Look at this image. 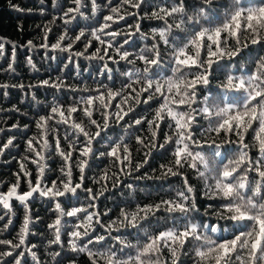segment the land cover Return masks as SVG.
<instances>
[{"label": "snow or ice", "instance_id": "1", "mask_svg": "<svg viewBox=\"0 0 264 264\" xmlns=\"http://www.w3.org/2000/svg\"><path fill=\"white\" fill-rule=\"evenodd\" d=\"M146 2L122 0L121 6H111L112 0H108L110 14L102 17L103 22L98 27L88 33L79 29L73 37H69L65 30L56 43L41 45L45 49L68 53L69 63L75 62L74 57L101 62L107 58L114 64L125 61L133 67L121 73L127 79L120 89L103 83L96 89L85 88L84 91L89 93L86 97L67 107L54 104L46 115H39L35 120L40 130L39 137L25 140L26 151L33 155L23 156L18 161L20 171L15 173L16 182L8 187L7 192L0 191V205L8 210L5 215L12 211L10 201L13 198L25 211L15 240L0 239V245L7 249L0 252L2 264H28V256L35 264H40V258L34 251L37 246L28 241L32 234L28 204L34 194L51 200L71 196L79 201L78 190L87 194L89 203L65 210L57 200V217L48 225L54 231L49 245L63 246L61 231L67 227L64 218H75V223L65 232L67 246L72 253L87 255L90 264H185L181 257L188 256L189 249L191 264H264V0H229L228 3L195 0L191 5L187 0H176L170 6H157L151 12V18L162 21L165 26L153 28L150 35L141 31L139 22L128 25V32L122 33L118 27L113 29V25L118 26L126 15L133 18L138 15V11L121 14V7L140 10ZM72 4L74 6L66 11L63 5H59L62 19L66 18L63 19L65 25L76 19L74 14H83L84 0H72ZM90 5L93 13L100 8L97 0H90ZM57 6L58 0H53V7ZM12 7L23 11L16 5ZM189 8L192 9L191 14ZM220 9L224 10L222 18ZM170 19L172 22H169ZM49 31L51 29H45V39ZM137 34L149 40L150 46L146 45L134 54L124 46ZM119 36L124 37L122 43L115 39ZM81 41H86L84 51H74V45ZM94 42H98L100 47L85 55ZM28 45L31 47L32 41ZM4 48L5 44L0 42V56L4 54ZM242 61L247 63L242 64ZM14 62L15 47L7 71H14ZM137 62L143 67H135ZM28 63L32 64L31 57ZM67 67L68 64H65L64 68ZM232 68L235 72L231 71ZM168 70L171 75L165 74ZM111 72L109 65L102 63L99 75L114 80ZM216 73L224 74L217 84L219 91H210L201 99L199 90L209 87L211 80L217 78ZM39 86L57 90L65 87L61 78L51 82L43 80ZM8 87L7 84H0V88ZM12 87L24 88V85ZM93 92L95 95L91 94ZM232 93L238 95L230 97ZM153 103L157 107L151 119L144 115L136 116L141 104L151 108ZM81 113L83 118L77 120L76 114ZM97 113L99 120L95 118ZM200 118L208 121V127L198 138L196 126ZM50 122H55V126ZM165 122L171 131L161 137L159 130ZM61 124L71 130V133L65 131L63 136L68 141L67 150L62 148L61 138L57 135L59 129L56 126ZM112 124L136 128L137 131L145 124L148 126V137H135L136 143L144 149L142 161L133 163L123 137H120V142L110 141L106 151L94 150V143L103 142L104 133L111 129ZM18 127L17 124L12 125V128ZM24 127L27 128V125ZM249 130L253 132L252 144L245 139ZM2 131L4 129H0ZM14 141L13 136L0 144V155L16 146ZM227 145L236 146V155L232 158L228 157ZM205 146L211 151H205ZM50 147L61 158L63 166L59 169L61 178L48 185L43 180L48 167L44 153ZM222 147H225L223 153ZM168 148H171L172 159L160 165L159 176H149L145 172L134 178L177 177L180 188L174 198L161 199L154 204H138L131 211L121 209L120 215L107 224L101 220V215H107V212L89 211L96 209L95 201L108 191L107 186H103L98 193L84 187V172L89 166V158L97 152L100 156L111 157L114 164L121 166L119 172L129 177L133 172L140 173L155 151ZM73 153L78 155L74 158ZM51 154L48 152L49 156ZM73 162L80 174L76 182L72 175ZM28 163L36 165L35 182L30 178L32 173L27 168ZM186 170H192L203 181L202 191L194 186ZM21 174L29 178L28 191H19ZM108 179V172H104L97 183ZM122 183L119 176L113 173L112 187L118 188ZM127 187L132 189L133 185L128 184ZM201 197L212 202L207 204L203 213L200 211L203 206ZM161 212L167 214L164 220L166 224L171 221V226L148 232L145 225L152 227L153 218L159 223L157 214ZM206 217L210 222H205ZM3 219L4 216H0V220ZM11 224L9 218L3 229L7 231ZM97 226L104 229L107 235L98 234ZM128 229L143 231L145 242L133 245L123 235H112L113 232ZM109 239L113 243L106 244ZM89 245H100L101 248L94 251ZM126 249H134V254L126 253ZM50 255L53 260L61 257L57 264H62L64 256L61 252ZM69 264H76V260H71Z\"/></svg>", "mask_w": 264, "mask_h": 264}, {"label": "trees", "instance_id": "2", "mask_svg": "<svg viewBox=\"0 0 264 264\" xmlns=\"http://www.w3.org/2000/svg\"><path fill=\"white\" fill-rule=\"evenodd\" d=\"M176 0H147L140 10H135L127 6L121 7V14L127 12H136L138 15L133 18L131 15H126L125 20L120 21L119 25H113V29H117L122 33L130 31L128 25H135L137 22L141 24V31L150 35L153 28H163L165 25L162 21L151 18V12L157 6H170L175 3ZM195 0H187L189 5L193 4ZM221 3H228L229 0H218ZM100 8L96 13L91 10L90 0H84V7H82L81 14L76 15V19L72 23L65 25L63 22V12L59 5H63V10L66 11L68 7H73L72 0H58V6L53 7V0H0V42L5 44L4 54L0 56V84L9 85L8 88H0V129L4 131L0 132V144L6 142L10 137H15L14 144L16 146L10 147L0 155V191L7 192L8 187L16 182L15 173L20 171L18 161L26 155H33L26 151L25 140L32 136L39 137L40 130L35 125V120L39 115H46L50 106L54 104H63L67 107L70 104L77 102L81 97L89 95L84 89H96L100 87L101 83L115 89H120L123 82L127 79L121 73L128 71L133 65L127 64L125 61H121L118 64H114L105 58L104 62L99 60H89L84 57H74V63H69L67 56L68 53L53 51L50 48H42V44L51 45L56 43L58 36L67 30L69 37H73L78 34L79 29H84L86 33L90 32L92 28L98 27L99 23H102V17L110 14L108 0H97ZM122 0H112L111 6H121ZM12 5H16L23 11L15 10ZM31 10V11H29ZM223 9H220L221 18ZM192 9L189 8V14ZM169 22H172L171 19ZM218 22V21H217ZM51 29L47 33V39H45V29ZM176 34V33H174ZM103 39H111L109 37H102ZM117 41H123L124 37L119 36L115 38ZM32 41V46L28 45V42ZM86 41L77 42L74 45V51L83 52L84 43ZM67 43V41H65ZM146 45L150 46V41L144 39L140 34L132 37L131 42L125 45V49L137 54ZM13 47H15V62L13 64L14 71H7L8 64L12 61ZM95 47H100L98 42H94L93 47L88 50L85 55L95 51ZM115 56V52H112ZM31 57L32 64L28 63V58ZM167 61V57H165ZM102 63H107L112 70L111 74L114 76V80L107 79V76L99 75V70L102 68ZM242 64L247 62L242 61ZM68 64L67 68L64 65ZM34 65V67H33ZM78 65V66H77ZM135 67H143L140 62H137ZM231 71L235 72V68ZM166 75H171L168 70ZM240 74V73H236ZM216 79L211 80V84L207 88H201L199 90L200 98L204 95H208L210 91L215 93L219 91L217 84L224 78L223 73H216ZM57 78H61L65 87L57 90L56 88L39 86L41 81L49 80L56 81ZM24 85V88L12 87L13 85ZM33 85L36 87H29ZM74 89V90H73ZM95 95V93H91ZM232 95L238 94H229ZM35 97V99H33ZM157 105L152 104L149 108L148 105L141 104L137 111L136 116H147L151 119L152 113L155 111ZM82 113L76 114V119H82ZM95 118L100 119L99 113ZM131 121L129 120V123ZM55 126V122H50ZM13 124H17L20 127L12 128ZM27 125V128L24 126ZM59 131L57 135L61 138V146L65 150L68 149V141L63 139L65 131L71 133V130L66 125H58ZM137 128L139 126H136ZM198 129L197 137L204 132L208 127V121L202 118L199 119V123L196 126ZM255 127V125H254ZM160 135L168 133L171 130L167 127V122L163 123L160 128ZM139 135L141 137H148L150 135L148 126L145 124L139 131L136 128L128 129L126 126L121 127L119 124H112L110 130H106L104 133L105 139L102 143H94V150L106 151L110 146V141L120 142V137H123V142L129 147L132 154L133 163L142 161L144 159V149L136 143L135 137ZM253 132L249 130L246 135V142L253 143ZM75 139L74 136L70 137ZM235 139V137H233ZM51 142V140H50ZM162 142V139L161 141ZM79 146V145H78ZM228 151V157L232 158L236 155L234 149L235 145L225 146ZM225 147H222V153L225 151ZM205 151H211V149L205 146ZM48 152H52L51 156ZM48 152H45V163L48 165L44 172V183L50 185L51 181L61 178L59 169L63 166L61 158L52 151L50 147ZM253 154L255 149H252ZM78 153H73L75 158ZM172 159L171 148L167 150L161 149L155 151L149 159V163L145 165L140 173L133 172L132 176L126 177L119 172V167L113 163V158L108 156H100L98 152L89 158V166L85 169L84 187L93 189V192L98 193L103 190V186H107L108 191L104 192L103 196L95 201L96 209H89V211H98L103 214L107 212V215H101L102 223L107 224L110 220L116 219L120 215L121 209L134 210L136 205H147L159 202L161 199H170L175 197L176 191L180 188V181L177 177H168L164 179H135V176L142 175L145 172L149 176H159L161 164H167ZM28 170L32 173L31 179L35 182L37 178L36 165L32 163L27 164ZM193 180L194 186L202 191L203 181L192 172V170H186ZM104 172H108L109 179L101 181V177ZM113 173L123 181L118 188H113ZM73 181L79 180V171L75 168L73 162L72 169ZM28 177H24L21 174L20 192L28 191L27 186ZM128 184H132L133 188L129 189ZM79 201L75 197L66 196L59 197L56 200H51L46 197H41L38 193L34 194V198L29 201L28 207L31 209L32 223L30 225V232L32 233L28 237V241L31 244H35L37 247L34 251L37 252L40 258V264H57V261H61V257H56V260L52 259L50 253L61 252L64 256L62 264H69L73 259L76 260V264H90V260L87 255L82 253H72L68 246V237L65 232L70 229L71 225L75 223V218L65 217L64 222L67 227L61 231V239L63 246L49 245V241L54 238V231L48 228V225L53 223L57 217L55 211V203L57 200L62 203L65 210L70 206L87 205L89 200L87 194L78 190ZM201 199L203 205L200 209L201 213L204 212L205 207L211 201ZM12 205V211L8 215L5 213L8 211L0 205V216H4L3 220H0V239H13L15 240L17 232L22 226V221L25 215L23 206L13 198L10 201ZM110 210V211H109ZM212 211V210H209ZM159 223L153 218L151 221L152 227L145 228L148 232H154L156 229L163 230L165 227L171 226V221L165 223L164 217L167 215L164 212L157 214ZM11 218L12 224L8 230L3 229V225L7 223ZM215 219L214 217L212 218ZM205 222H210L208 218H205ZM98 234H104V229L97 226ZM131 233V235H128ZM115 235H123L131 241L133 245L137 243L143 244L145 242V235L143 231L137 230H121L120 233L113 232ZM113 241L110 239L106 244H111ZM94 251L100 249V245H89ZM119 247V246H117ZM6 246L0 245V252L5 251ZM126 253L134 254V249H126ZM66 254V255H65ZM119 254V253H118ZM191 249H189L188 256H182V261L185 264H191L190 256ZM10 259V258H9ZM3 258H0V264H2ZM28 264H35L31 256L27 257Z\"/></svg>", "mask_w": 264, "mask_h": 264}]
</instances>
